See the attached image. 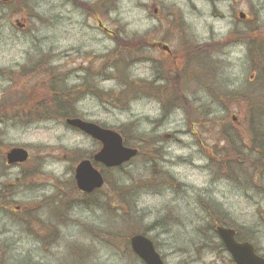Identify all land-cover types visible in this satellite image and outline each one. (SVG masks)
Returning <instances> with one entry per match:
<instances>
[{
    "label": "rangeland",
    "instance_id": "obj_1",
    "mask_svg": "<svg viewBox=\"0 0 264 264\" xmlns=\"http://www.w3.org/2000/svg\"><path fill=\"white\" fill-rule=\"evenodd\" d=\"M263 61L264 0L0 3V264H144L135 234L165 264H234L219 225L264 256ZM49 68L79 88L77 116L140 150L115 169L97 164L106 181L91 195L75 169L101 144L65 119H31L53 106L40 86ZM142 83L182 91L193 109ZM12 147L30 160L7 166Z\"/></svg>",
    "mask_w": 264,
    "mask_h": 264
},
{
    "label": "water",
    "instance_id": "obj_2",
    "mask_svg": "<svg viewBox=\"0 0 264 264\" xmlns=\"http://www.w3.org/2000/svg\"><path fill=\"white\" fill-rule=\"evenodd\" d=\"M12 1L0 0L5 4ZM241 18H245V15L241 14ZM163 49L168 51L166 46ZM66 124L101 144V149L94 155L93 160L105 168H118L130 162L139 153L137 149L125 146L122 136L115 130L103 128L96 123L79 118L67 119ZM5 160L9 166L25 164L29 160V152L22 147H13L6 153ZM75 181L78 190L86 194H91L104 186L102 173L90 160H83L77 165ZM217 234L236 264H264V258L256 254L252 244L237 242L235 230L218 227ZM130 245L133 253L144 264H164L162 257L148 237L135 235L130 239Z\"/></svg>",
    "mask_w": 264,
    "mask_h": 264
},
{
    "label": "trees",
    "instance_id": "obj_3",
    "mask_svg": "<svg viewBox=\"0 0 264 264\" xmlns=\"http://www.w3.org/2000/svg\"><path fill=\"white\" fill-rule=\"evenodd\" d=\"M84 5L87 6V3H85ZM254 43V41H251ZM123 43H126L123 42ZM126 45V44H125ZM257 46V45H256ZM254 48H256L254 46ZM130 51H132L131 49H129ZM128 52V51H127ZM261 62H262V58H260ZM257 63L260 64V61L257 60ZM37 66H39V64H37ZM38 69V67L33 70L36 71ZM50 72V73H49ZM46 73H48V80H44V82L40 85L39 83H35L38 84L40 86H42V89L46 92V94H51L52 93V107L45 106V105H38L36 108L39 109L38 112H34V117L31 118L33 120L39 119V120H49L52 118H57V119H67V118H80L79 116L76 115V109H74V105H73V97L74 95L78 94L77 91L79 90V88H73L70 89L68 87H66L64 84H62L58 78H55V74L52 71V68L46 71ZM142 85L146 88H150V90H152L151 92L155 94L156 91V87L153 85H146V83H142ZM146 85V86H145ZM167 87H163L162 89L156 91V94L162 98V100H166V105H168L169 103L173 104L172 106H176L175 104H178L177 101L180 100L182 102V105H184V107L189 106V109H193L192 104L190 103V101L188 102V100L185 98L186 96L183 94L182 91H180V93H173L172 91L166 90V92H163L164 89ZM101 98V96H100ZM186 100V102H185ZM249 101V100H248ZM251 103H252V99H250ZM252 107V106H251ZM28 116V114H26ZM193 113H189V117H192ZM198 121V120H197ZM123 132V131H122ZM123 137L125 142H129L125 132L123 133ZM224 139L228 140V143L230 144V140L228 137L223 136ZM230 156V154H228V157ZM240 162V161H237ZM255 166L257 167L258 165L255 164ZM4 190H6V188H4ZM119 190H122L121 188L117 189V193H119ZM119 195V194H118ZM3 193L0 192V202L1 199H3ZM118 199H121V195L118 197ZM63 206L60 205L59 203L57 205H55V213L61 212V207ZM37 220V218H35V221ZM29 227L31 230H33L36 235H37V227L36 225L31 221L28 220L27 221ZM225 226V225H222ZM225 227H228L227 225ZM231 228V227H230ZM238 234V233H237ZM40 238H42L40 236ZM238 239H240V235L238 234ZM241 240V239H240ZM128 244H130V242H128ZM222 248L224 251H226L225 247L223 244H221ZM256 247V246H255Z\"/></svg>",
    "mask_w": 264,
    "mask_h": 264
},
{
    "label": "flooded vegetation",
    "instance_id": "obj_4",
    "mask_svg": "<svg viewBox=\"0 0 264 264\" xmlns=\"http://www.w3.org/2000/svg\"><path fill=\"white\" fill-rule=\"evenodd\" d=\"M104 4H105V0H104ZM246 18H247V16H246ZM101 28H102V31L105 33V26H102V24H101ZM264 62V61H263ZM240 241V240H239ZM240 242H244L243 240H241ZM264 257V256H263ZM231 258V257H230ZM232 260V259H231ZM233 261V260H232ZM233 263H234V261H233ZM235 264V263H234Z\"/></svg>",
    "mask_w": 264,
    "mask_h": 264
},
{
    "label": "bare ground",
    "instance_id": "obj_5",
    "mask_svg": "<svg viewBox=\"0 0 264 264\" xmlns=\"http://www.w3.org/2000/svg\"><path fill=\"white\" fill-rule=\"evenodd\" d=\"M78 131V130H77ZM121 136H122V138H123V141H124V144H125V140H124V137H123V135L121 134ZM134 149H137L138 150V152L140 153V150L138 149V148H134ZM29 156H30V153H29ZM123 166V165H122ZM121 167V166H120Z\"/></svg>",
    "mask_w": 264,
    "mask_h": 264
}]
</instances>
